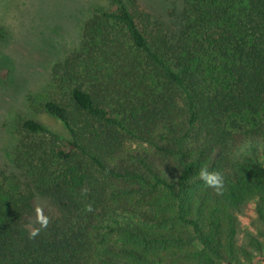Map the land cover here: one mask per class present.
<instances>
[{"label":"trees","instance_id":"obj_1","mask_svg":"<svg viewBox=\"0 0 264 264\" xmlns=\"http://www.w3.org/2000/svg\"><path fill=\"white\" fill-rule=\"evenodd\" d=\"M90 11L82 45L104 48L84 67L119 64L132 86L45 101L67 136L19 118L51 170L0 203V264H248L235 213L251 202L264 229V0H191L172 34L126 0ZM37 198L53 212L29 238Z\"/></svg>","mask_w":264,"mask_h":264},{"label":"rangeland","instance_id":"obj_2","mask_svg":"<svg viewBox=\"0 0 264 264\" xmlns=\"http://www.w3.org/2000/svg\"><path fill=\"white\" fill-rule=\"evenodd\" d=\"M190 1L126 0L141 24L153 33L162 34L177 31L178 20ZM108 2L0 0V28L6 31L5 37L0 38V203L3 206L9 195L23 190L30 182H42L47 176L44 170H51V162L38 148V136L19 127L20 117L32 118L67 136L64 125L43 110L45 101L63 100L74 84L86 89L96 85L109 94L132 86L127 77L122 80L125 73L119 64L98 61L90 72L84 67L82 57L88 47L95 46L93 60L99 55L96 48H104L97 40L82 45L84 24L93 6L105 7ZM36 204L46 216L52 214L53 205L48 200L37 198ZM235 219V242L247 251L246 263L264 264V229L253 204L249 202L237 211Z\"/></svg>","mask_w":264,"mask_h":264},{"label":"clouds","instance_id":"obj_3","mask_svg":"<svg viewBox=\"0 0 264 264\" xmlns=\"http://www.w3.org/2000/svg\"><path fill=\"white\" fill-rule=\"evenodd\" d=\"M199 176L208 187L216 189L217 191H219L224 186V178L219 172L208 171V169L203 168L200 170ZM87 210L91 211V206H88ZM35 213L36 224H38L39 226L29 228V238H35L36 236H38L41 230L46 229L49 224V217L44 214L42 208L37 207Z\"/></svg>","mask_w":264,"mask_h":264}]
</instances>
